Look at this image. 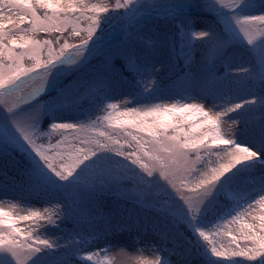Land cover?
Instances as JSON below:
<instances>
[{"label":"snow or ice","instance_id":"snow-or-ice-1","mask_svg":"<svg viewBox=\"0 0 264 264\" xmlns=\"http://www.w3.org/2000/svg\"><path fill=\"white\" fill-rule=\"evenodd\" d=\"M187 7L171 0H0V170L7 178L11 167L13 185L48 197L43 212L26 204L23 214L19 203L0 201V264H71L70 257L78 264H114L111 245L90 248L94 233L74 229L53 240L38 232L63 231L77 208V227L85 219L91 223L87 206L108 193L119 197L111 212L121 223L170 242L167 251L177 264H191L193 252L204 264H264V123L248 142L222 131L225 118L231 132L238 122L231 114L252 110L246 105L264 107V95L236 102L233 84L264 85V0H204L217 27L188 23L178 29V57L190 66L199 51L202 63L198 74L183 75L181 87L199 89L208 108L187 102L194 97L154 101L160 85L152 77L162 63L155 61L156 45L163 49L168 37L145 38L138 28L153 13L175 22L188 15ZM109 22L126 34L115 48L102 27ZM65 33L78 43H69ZM105 46L110 54L92 77L61 87L60 75L86 69L88 57ZM114 59L132 80L128 97L107 102L106 115L98 117L110 131L95 122H61L79 120L64 113L77 109L81 87L104 82ZM33 73L43 83L24 94ZM57 90L55 98L40 99ZM109 99L105 92L94 107ZM213 155L216 160L205 159ZM22 222L32 223L25 229ZM230 224L239 225L235 234ZM137 264L172 262L157 256Z\"/></svg>","mask_w":264,"mask_h":264},{"label":"trees","instance_id":"trees-1","mask_svg":"<svg viewBox=\"0 0 264 264\" xmlns=\"http://www.w3.org/2000/svg\"><path fill=\"white\" fill-rule=\"evenodd\" d=\"M91 2L95 3L98 0H91ZM111 5L115 4V0H106ZM114 14V13H112ZM258 14V13H257ZM115 15V14H114ZM155 16V19L148 24L141 23L138 28L141 30L142 34L145 38L149 36H153L154 34H161V27L167 26L166 24L169 23V20L174 24L172 25V32L167 35L168 41L166 46L161 49L160 45H156V56L155 61H162V63H156L155 68V75L152 79H155L159 82L160 91L156 94L153 98L155 102L159 103H171L174 102L175 99H180L181 96L184 97H194L195 99H188L187 102H193L195 100H200L201 102L205 101L203 99V93L199 89H192L188 84H184V87H181L183 82V75L185 73L188 74H198L200 69L202 68L201 63V54L197 51L195 55L194 62L190 66L185 65V61L178 57L179 53V40H178V29L182 24L188 23H195L199 21L200 27L198 29H206L210 27H217L215 23V17L213 15L207 14H188L186 16H180L175 20L172 21L171 18L165 19L163 15L157 16L156 14H152ZM166 31V29H164ZM64 37L68 38L69 43H78V39L72 38L68 35V33L64 34ZM41 38H46L41 35ZM126 38V34L116 41L117 46L119 43H122L123 39ZM107 41V40H106ZM61 43H63V38L61 39ZM173 43L176 44V49L173 51L172 45ZM72 49H70L71 51ZM108 58L104 56L100 52L94 53L88 57V67L79 72H71L69 76L62 82L61 87L66 82H75L76 80H82L85 77H92L94 75V69H99L102 66L103 61ZM243 59L238 60L237 63H243ZM122 61L115 60L110 61V66L114 68L113 70H108L104 74V82L95 84L91 88L85 84L84 87L80 88V91H85L89 89L88 93L85 96L81 97L77 102V109L71 112H65V117H72L76 116L79 117V120L73 119H65L61 122H73V123H84V124H91L95 122L96 126L101 131H110L108 129L107 123L98 117H103L106 115L105 105L107 102H120L125 97H128L131 89L129 84L132 80L131 74L124 72L121 68ZM234 70L230 69L229 74H233ZM220 75H223V72H220ZM234 91L236 94V102H239L240 98L252 99L253 97H260L264 95V85H261L259 81L256 82H247V81H234ZM185 88L188 90L185 91ZM105 92L108 94L110 99L108 101L99 102L98 106L94 107V101H97V98H102L105 95ZM179 93L180 95H177ZM185 102V101H181ZM123 107V106H121ZM245 109H252L251 111H244L242 115L237 116V114H231L233 118H235L238 122L235 124L237 127L233 130V138H236L239 141L248 142L250 141L254 134L259 130V127L262 123H264V107H262L259 102L256 105H246ZM225 121L232 123L231 120L225 118ZM223 131V130H222ZM60 137L56 136L53 137V143H55L56 139ZM47 143V138L44 141ZM223 146H214V151H222ZM125 150H130L125 148ZM203 156L204 154L201 153ZM205 159L208 160H216L217 158L213 156H206ZM5 177V176H4ZM6 178V177H5ZM8 185L14 186L24 197L25 202L30 203L31 200L37 199L41 201L44 208L47 206L45 201L48 199L47 196L44 195H37L36 193H31L28 191H24L21 189L19 184L13 185V182L9 183ZM187 191V190H186ZM6 189H0V201L4 199L6 196L5 194ZM119 197L115 193H108L104 195L97 201L90 203L87 206V214L91 217V223L85 219V221L79 223V227H77L78 218L80 216V210L73 209V218L67 220L64 224L61 225L63 231H56V230H48L47 232L40 228L38 229L39 234L44 238L49 239H57L59 237H63L68 233L72 232L74 229L78 231H82L84 234H95L96 241L98 238L105 237L107 234L110 233H122V232H129L135 231L139 235L144 233H152L151 231L145 232L143 228L136 229V228H128L126 225L121 223L119 217L115 216L111 209L115 206L116 200ZM121 208L124 207V204L121 203ZM130 207V205H129ZM24 212H21L23 214ZM228 219H231L230 217ZM32 222H22L20 227L27 229L28 225ZM225 221H220L219 225L220 228H224ZM238 224H230L228 225V229L231 228L238 229ZM235 234V231L233 232ZM222 243H226V237L219 238ZM93 241V242H94ZM194 260V264H204V258L197 255L193 252V255L190 258ZM71 264H78V261L74 257H70ZM243 264H257V262H247L244 261Z\"/></svg>","mask_w":264,"mask_h":264},{"label":"rangeland","instance_id":"rangeland-1","mask_svg":"<svg viewBox=\"0 0 264 264\" xmlns=\"http://www.w3.org/2000/svg\"><path fill=\"white\" fill-rule=\"evenodd\" d=\"M165 3H168L169 0H164ZM171 2L174 3H183L188 5L191 8H194L195 10H198L200 12H205L206 9L203 7L204 0H171ZM187 9V8H185ZM189 9V8H188ZM155 14V13H153ZM109 15H114L110 13ZM155 19V16H145L142 20V23H149ZM111 24L112 26H109ZM109 24H103L102 27L105 29L106 35L105 39L110 38L106 41L112 43V47L115 48L116 41L120 39L123 34L117 33L116 28L119 26L116 24H113L112 22H109ZM200 22L196 21L193 23V27L198 29L200 27ZM167 26L161 27L160 31L161 34H170L172 32V25H174L170 20L169 23L166 24ZM166 29V31H164ZM74 51V50H71ZM103 54L104 56H109L110 49L108 47H103L101 51H97ZM95 52V53H97ZM77 60H79V57H76ZM67 67V66H66ZM75 67V66H72ZM71 73V71H66L62 75L59 76V79L63 82ZM33 77H36L33 81L29 82V86L27 88H23V93L27 94L28 92H31L36 87H39L42 85V81L39 79V76L36 73L32 74ZM51 79V77H49ZM71 82V81H70ZM69 81L66 83H70ZM62 84V83H61ZM64 84L62 85V87ZM23 87V86H22ZM89 89H86L85 91H80V97L85 96L86 93H88ZM58 95L57 91H51L49 93H42L40 99L42 100H50L52 98H55ZM193 102H201L200 100H195ZM201 103H205V107H210V103L207 101H203ZM123 106V105H121ZM229 125L227 121L222 124V130L226 134V136L233 135V130L236 125H233L232 131L229 132ZM17 160H19V157H17ZM3 170H0V189L5 190V198L2 199V201L7 204L9 202L13 203H19L20 207L19 210L21 212L26 211V204H30L33 209L40 210L43 212L44 206L41 201H38L37 199L31 200L30 203L25 202L24 197L21 195V193L11 185H8L10 182H13V176L15 175L14 171L10 167L8 170V176L7 178L4 177L2 174ZM185 194H188L186 190ZM250 219V218H246ZM230 230L235 231V228H231ZM228 237H226V243L228 241ZM105 245H111V251L108 253L109 257L113 259L114 264H137L138 258L147 259L149 261H154L157 256L161 257L162 259H170L172 264H177L178 258L176 256H169V253L167 249L171 248L172 245L170 242L162 239L160 236L155 235L153 233H144V234H138L135 231H129V232H122V233H110L107 234L105 237L98 238L96 241L92 242L90 245V248H102ZM90 249H85V251ZM191 264H194V260H191Z\"/></svg>","mask_w":264,"mask_h":264}]
</instances>
